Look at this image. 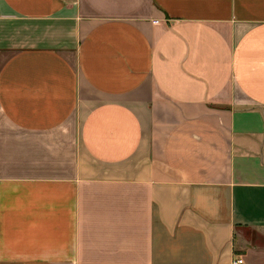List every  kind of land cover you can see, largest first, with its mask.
Here are the masks:
<instances>
[{
  "label": "crops",
  "instance_id": "1",
  "mask_svg": "<svg viewBox=\"0 0 264 264\" xmlns=\"http://www.w3.org/2000/svg\"><path fill=\"white\" fill-rule=\"evenodd\" d=\"M264 264V0H0V264Z\"/></svg>",
  "mask_w": 264,
  "mask_h": 264
},
{
  "label": "built area",
  "instance_id": "2",
  "mask_svg": "<svg viewBox=\"0 0 264 264\" xmlns=\"http://www.w3.org/2000/svg\"><path fill=\"white\" fill-rule=\"evenodd\" d=\"M234 264H246V261L243 257H239L234 261Z\"/></svg>",
  "mask_w": 264,
  "mask_h": 264
}]
</instances>
